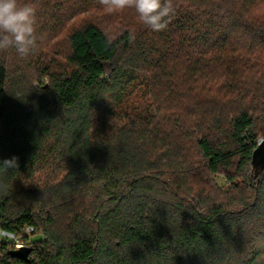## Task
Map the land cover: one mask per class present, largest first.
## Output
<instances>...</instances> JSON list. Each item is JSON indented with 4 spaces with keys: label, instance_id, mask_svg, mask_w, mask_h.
I'll use <instances>...</instances> for the list:
<instances>
[{
    "label": "trees",
    "instance_id": "1",
    "mask_svg": "<svg viewBox=\"0 0 264 264\" xmlns=\"http://www.w3.org/2000/svg\"><path fill=\"white\" fill-rule=\"evenodd\" d=\"M20 3L38 47L0 52V233L32 252L0 234V264H264V0H173L161 32Z\"/></svg>",
    "mask_w": 264,
    "mask_h": 264
},
{
    "label": "clouds",
    "instance_id": "2",
    "mask_svg": "<svg viewBox=\"0 0 264 264\" xmlns=\"http://www.w3.org/2000/svg\"><path fill=\"white\" fill-rule=\"evenodd\" d=\"M108 12L134 8L140 21L153 32L167 29L175 13L173 0H98ZM37 8L20 0H0V52L14 50L26 58L38 47ZM18 158L0 161L4 170L18 168Z\"/></svg>",
    "mask_w": 264,
    "mask_h": 264
},
{
    "label": "water",
    "instance_id": "3",
    "mask_svg": "<svg viewBox=\"0 0 264 264\" xmlns=\"http://www.w3.org/2000/svg\"><path fill=\"white\" fill-rule=\"evenodd\" d=\"M254 167L255 168L264 167V140L261 141L259 149L255 154ZM31 252L32 249L30 247H24L20 250L13 251L12 256L23 261H28Z\"/></svg>",
    "mask_w": 264,
    "mask_h": 264
},
{
    "label": "rangeland",
    "instance_id": "4",
    "mask_svg": "<svg viewBox=\"0 0 264 264\" xmlns=\"http://www.w3.org/2000/svg\"><path fill=\"white\" fill-rule=\"evenodd\" d=\"M55 44H56V51L59 52L61 50H64L63 48L66 46L65 33L61 34V36L57 39ZM217 181L221 186H226L225 180L221 176L217 178Z\"/></svg>",
    "mask_w": 264,
    "mask_h": 264
},
{
    "label": "built area",
    "instance_id": "5",
    "mask_svg": "<svg viewBox=\"0 0 264 264\" xmlns=\"http://www.w3.org/2000/svg\"><path fill=\"white\" fill-rule=\"evenodd\" d=\"M28 232L29 233H32L33 232V229H28ZM1 234V236H3V237H6V238H9V239H11V240H13V241H15V250H20V249H22V248H24V247H27L26 245H24L23 243H21L20 241H18L13 235H11V234H7V233H4V232H1L0 233Z\"/></svg>",
    "mask_w": 264,
    "mask_h": 264
}]
</instances>
